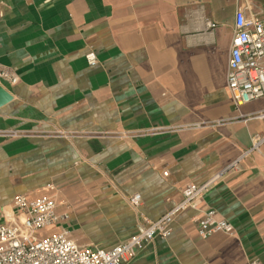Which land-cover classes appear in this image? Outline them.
<instances>
[{
  "label": "crops",
  "instance_id": "0c3cea01",
  "mask_svg": "<svg viewBox=\"0 0 264 264\" xmlns=\"http://www.w3.org/2000/svg\"><path fill=\"white\" fill-rule=\"evenodd\" d=\"M237 11L264 20V0H0V69L15 78L0 77L11 95L0 130L29 133L0 136V221L15 194L53 196L67 218L44 233L65 229L79 244L109 248L241 157L264 133V118L253 117L264 97L236 107L226 86ZM56 128L94 135H44ZM239 164L199 201L232 234L201 238L199 210L188 208L167 237L123 264H264V142Z\"/></svg>",
  "mask_w": 264,
  "mask_h": 264
},
{
  "label": "built area",
  "instance_id": "2783aa9c",
  "mask_svg": "<svg viewBox=\"0 0 264 264\" xmlns=\"http://www.w3.org/2000/svg\"><path fill=\"white\" fill-rule=\"evenodd\" d=\"M214 24L209 22L210 26ZM85 59L89 65L98 62L97 55L92 50L85 53ZM0 77H9L15 81V78L3 69H0ZM226 86L231 101L236 107L264 97V20L247 18L243 11H237L235 14L227 61ZM253 117L264 118V110L254 114ZM224 121H216V123ZM183 126L200 125L195 123L189 126H163L154 131H174ZM136 134L116 133L111 136L132 137ZM23 135L29 133L19 130H0V136L3 137ZM44 135L69 138L94 134L71 133L56 128ZM263 142L264 133L254 135L251 145L243 151L242 156L251 151H259ZM241 157L238 156L227 164L213 179L200 184L189 183L182 190L181 199L174 202L160 217L145 219V223H142L135 233L109 248L79 244L68 236L65 229L44 233V229L60 224L67 218L66 214L57 212L54 197L40 196L29 199L25 194H15L11 203L13 213L9 220L0 221V264H123L131 260L137 249L156 235L167 237L172 230L175 217L188 208L199 210V213L193 216V220L201 238H207L217 231L232 234L233 225L226 218L219 216L213 208L200 209L199 201L216 178L229 170L239 169ZM128 201L132 206L137 207L141 202V195L134 193ZM249 264H262V262L255 257L249 261Z\"/></svg>",
  "mask_w": 264,
  "mask_h": 264
},
{
  "label": "water",
  "instance_id": "95a60500",
  "mask_svg": "<svg viewBox=\"0 0 264 264\" xmlns=\"http://www.w3.org/2000/svg\"><path fill=\"white\" fill-rule=\"evenodd\" d=\"M11 99L10 93L0 85V105L8 102Z\"/></svg>",
  "mask_w": 264,
  "mask_h": 264
}]
</instances>
